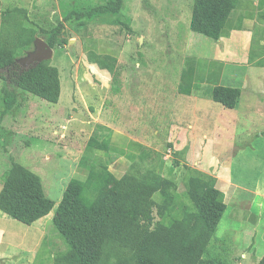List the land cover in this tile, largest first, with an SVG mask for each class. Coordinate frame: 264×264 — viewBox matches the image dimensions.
<instances>
[{
    "label": "rangeland",
    "instance_id": "374dc122",
    "mask_svg": "<svg viewBox=\"0 0 264 264\" xmlns=\"http://www.w3.org/2000/svg\"><path fill=\"white\" fill-rule=\"evenodd\" d=\"M108 1L62 0V7L59 11L56 10L54 15L47 12L48 14L42 17H31V21L37 28L49 29L56 26L72 9L86 11ZM192 1L123 0L118 18L130 26V32L115 24L109 15L96 16L91 20L83 18L64 22L63 32L71 43L53 50V58L50 61L51 66L59 71L61 84L60 98L56 104L17 91L18 104L1 118L3 91L11 85V73L1 71L0 189L3 177L11 164L18 163L40 177L45 196L55 203L56 208L69 180L79 175L78 163L88 138L97 137L96 128L107 124L109 106H113L111 111L116 117L125 115L127 108L133 120L157 119L156 112L150 111L146 105L147 101L140 105L139 114L137 107L131 103L135 102L137 97L134 87L141 79H150L157 73L179 74L183 69L185 87L190 73L195 71L197 79H200L197 90H204L205 88L201 87L203 85L201 80L208 76L217 77L221 71V63L218 54L213 53L214 41L192 33L189 29ZM47 4L49 7L50 2ZM9 6L8 0H3L0 11ZM90 52L116 57L114 73L109 74L96 64H91L88 61ZM226 68L224 84L227 83L230 66L227 65ZM252 73L254 90L264 92V69L254 68ZM110 96L112 97L109 100ZM259 101L261 102L259 108H262L264 101L261 99ZM193 104L198 105L201 110L205 109L203 102L179 99L174 126L178 124V128L182 127L179 123L186 126L192 119L193 112L191 109L184 110L187 105L191 107ZM213 104L220 107L216 103ZM240 106L242 107V103ZM240 118L245 121L254 120L253 127L256 131L246 130L248 129L246 125L240 126L237 130L239 138L261 132L260 126L257 125L260 122L264 123L263 111L250 115L241 114ZM154 131L155 129L152 130V135ZM186 150L187 147L176 153L169 149L165 151L170 167L176 168L179 161L190 165L196 162L197 168L202 170L207 166L225 165L216 164L215 161L213 162L216 166H213V163L212 166L209 165L210 157L199 144H195L187 154ZM233 150L227 155L229 159L227 165L232 171V178L252 187L257 186L256 191L263 195L264 139L252 137L246 143L245 140H240ZM117 157L106 153L94 161L105 163ZM227 157L222 156L219 159L225 161ZM213 158L217 160L216 157ZM109 168L113 170L114 162H111ZM161 169L167 170L162 166ZM78 179L81 180L79 177ZM183 182L186 183L185 180ZM263 197L255 196L251 201L252 211L261 215L260 227L255 229L257 238L248 239L241 245L242 248L256 249L257 257L264 249L256 242L264 235ZM189 206L191 204L185 193L177 191L174 208L164 215L163 222L168 225L167 222L172 219L179 220L182 213L177 211V207L182 211L183 207ZM54 209L29 226L0 213V264H54V256L67 250L66 243L60 238L52 223ZM250 229L253 228L238 226L237 223L229 221L225 215L217 225L213 239L235 234L239 243V238L242 240L241 232Z\"/></svg>",
    "mask_w": 264,
    "mask_h": 264
},
{
    "label": "trees",
    "instance_id": "16d2710c",
    "mask_svg": "<svg viewBox=\"0 0 264 264\" xmlns=\"http://www.w3.org/2000/svg\"><path fill=\"white\" fill-rule=\"evenodd\" d=\"M235 2L193 0L190 31L216 41ZM122 6L123 0H109L86 11L72 9L49 29L37 28L26 9L11 7L1 12L0 70L11 73V85L3 91L1 118L18 104L17 91L52 104L59 101V71L50 61L20 73L12 71L15 60L32 48L35 37H42L53 50L63 48L69 44L64 22L103 15L112 16L115 24L130 32V26L118 18ZM88 61L109 74L117 64L116 57L94 52L88 54ZM239 97L238 88L215 86L210 92L213 102L229 110ZM168 148L166 144L158 152L141 146L138 160L147 163L145 167L134 162L118 178L107 162L94 161L96 154L110 153L108 143L88 138L78 163L79 175L69 180L56 208L45 196L40 177L13 162L2 180L0 213L29 226L55 208L52 223L67 250L54 256V264H225L207 256L225 210L212 180L188 178L185 196L191 206L181 211L179 220L163 222L174 208L176 192V185L157 168ZM257 264H264V255Z\"/></svg>",
    "mask_w": 264,
    "mask_h": 264
},
{
    "label": "crops",
    "instance_id": "0c3cea01",
    "mask_svg": "<svg viewBox=\"0 0 264 264\" xmlns=\"http://www.w3.org/2000/svg\"><path fill=\"white\" fill-rule=\"evenodd\" d=\"M48 2H50L49 7H47ZM61 2L62 0H8L10 6L4 10L11 7L26 9L31 21L33 16L42 17L48 13L54 15L56 10L59 11L62 7ZM0 3L2 6L3 0H0ZM4 10L0 11V14ZM214 43L213 53L218 54L220 58L221 71L215 78L208 76L201 80L203 84L201 87H204V90H197L200 79H197L195 71L190 73L185 87L183 86V69L179 73L180 75L157 73L150 79H141L134 87V93L137 97L135 102L132 101L131 103L137 107V114H139L141 113L139 112L140 105H144V101H147L148 104L146 105L149 106L150 111L156 112L157 119L133 120L127 108H125V115L116 117L112 114L113 106L111 105V107L109 106L110 115L107 124L96 128L97 137H93L99 142L108 143L109 154L118 156L107 162L108 168L111 162H114L113 170L110 168L109 170L118 178L129 172L134 162H139L138 156L141 152V146L162 152L161 150L165 149L166 144H169L170 148L168 149L174 153L187 147L186 154L195 144H199L200 147L203 146L210 157L209 165L212 166L213 163V166H216L213 161L216 164L224 163L225 165L221 167L207 166L206 169L202 170L197 168L196 162L190 165L179 161L175 168L170 167L167 156L164 154L157 167L158 173L169 178L176 185V192H181V194L187 190L189 177L212 180L214 187L219 192V200L225 204V210L219 222L226 215L229 221L237 223L238 226H250L253 229L246 232L242 231L240 234L242 240L239 238V243L235 234L232 236L223 235L218 239H213L212 236L207 256L210 259L222 260L225 264H257L264 255V249L257 257L256 249L242 248L241 245L248 239L257 238L255 229L260 227L261 215L252 211L251 201L253 197H263L264 194H259L256 191L257 186L252 187L232 178V171L227 165L229 162L227 155L240 140H245L246 143L252 137L264 139L263 122L257 125L260 126L259 130H261L257 135L247 134L245 138H239L237 134L239 127L245 125L248 128L246 130L256 131L253 127L255 126L254 120H242L241 114L250 115L257 111L264 112V106L259 108L261 104L259 100L264 101V92L254 90V75L252 73L254 68L264 69V0H236L219 39ZM227 65L230 68L226 78L227 83L224 84ZM215 86L240 90V97L234 109L229 110L218 103L216 104L220 107L213 104L215 102L210 99V92ZM179 99H193L203 102L205 108L201 110L198 105L193 104L191 107L187 105L184 111L191 109L193 112L192 119L186 123V126L179 123L182 125L180 128L177 127L178 124L174 126ZM241 103L242 107L240 106ZM142 109L145 108L142 107ZM153 129H155L154 135L151 134ZM99 156L96 154L97 158ZM222 156L227 157L225 161L219 159ZM213 157H216L217 160ZM139 163L141 167H145L147 164L145 162ZM161 166L167 170H162ZM177 211L181 212L180 207H177ZM216 229L217 226L215 231ZM256 242L260 243L262 249L264 247V235ZM209 248L211 249L209 250Z\"/></svg>",
    "mask_w": 264,
    "mask_h": 264
},
{
    "label": "water",
    "instance_id": "95a60500",
    "mask_svg": "<svg viewBox=\"0 0 264 264\" xmlns=\"http://www.w3.org/2000/svg\"><path fill=\"white\" fill-rule=\"evenodd\" d=\"M53 54V49L42 37H35L32 48L23 56L17 58L15 64H19L24 70H28L41 62L51 61Z\"/></svg>",
    "mask_w": 264,
    "mask_h": 264
},
{
    "label": "flooded vegetation",
    "instance_id": "af4514ba",
    "mask_svg": "<svg viewBox=\"0 0 264 264\" xmlns=\"http://www.w3.org/2000/svg\"><path fill=\"white\" fill-rule=\"evenodd\" d=\"M23 67L19 64H16L13 68H12V71L16 72V73H20L21 71H23ZM3 71V70H0V72ZM4 71H7V70H4Z\"/></svg>",
    "mask_w": 264,
    "mask_h": 264
}]
</instances>
